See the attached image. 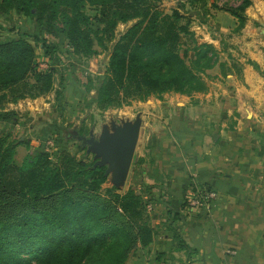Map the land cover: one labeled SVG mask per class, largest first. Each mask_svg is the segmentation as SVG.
<instances>
[{"label":"trees","instance_id":"obj_1","mask_svg":"<svg viewBox=\"0 0 264 264\" xmlns=\"http://www.w3.org/2000/svg\"><path fill=\"white\" fill-rule=\"evenodd\" d=\"M157 1L0 0V13L15 9L32 17L45 32L61 36L76 57L88 58L94 44L107 49L112 42L105 72L94 87L95 105L106 111L151 95L160 98L167 92L191 95L206 90L201 74L217 63L219 50L197 41L179 10L183 3L165 13ZM186 1L191 7L197 2ZM218 1L212 0V8L229 13L235 23L231 33H238L246 23L245 10L251 0H239L236 5H218ZM86 6L95 12L87 14ZM129 21L133 23L115 38L117 25ZM183 37L190 44L180 52ZM40 41L48 54V43ZM221 42L224 47L225 41ZM34 59L35 48L29 40L0 39V125L14 123L17 117L13 109H4L7 104L53 89V72L35 71ZM219 66L223 69L225 62ZM55 96L60 99L61 91L55 90ZM3 127L0 264H124L137 248L150 246L155 234L148 208L151 199L134 188L140 168L131 185L120 192L112 185L102 186L107 179L103 166L77 159L64 147L51 155L40 145L17 165L15 149L28 143L9 140ZM142 161L138 158L134 165L140 167Z\"/></svg>","mask_w":264,"mask_h":264},{"label":"crops","instance_id":"obj_2","mask_svg":"<svg viewBox=\"0 0 264 264\" xmlns=\"http://www.w3.org/2000/svg\"><path fill=\"white\" fill-rule=\"evenodd\" d=\"M211 2L201 3L203 41L224 51L211 28L228 31L241 56L201 74L205 91L142 116L150 154L139 183L149 188L155 234L124 264H264V34H254L258 23L264 32V1L251 0L236 34L233 17ZM208 189L218 194L209 210L188 208L191 194Z\"/></svg>","mask_w":264,"mask_h":264},{"label":"rangeland","instance_id":"obj_3","mask_svg":"<svg viewBox=\"0 0 264 264\" xmlns=\"http://www.w3.org/2000/svg\"><path fill=\"white\" fill-rule=\"evenodd\" d=\"M177 1L179 0H158L157 5L161 11L169 13L177 7ZM238 1L219 0V3L226 2L236 5ZM179 3H183L184 5L179 10L184 15V19L189 21V29L193 31L194 37L199 43L205 42L203 41L204 35H207L209 30L207 24L203 22L204 10L201 9L202 0L199 1V4H196V2L194 7L189 6L186 0H181ZM85 12L92 15L95 10L86 6ZM260 20L264 23V17ZM132 23L133 21L118 24L115 29V38ZM260 28L261 25L259 23L255 25L254 34L257 38H261L264 34V32H259ZM211 32L215 36L221 37L226 43L224 45L225 50L218 53L217 63L211 67H214L211 70L213 72L218 71L219 66L217 64L219 59H221L220 61L224 60L226 56L228 57V54L234 58H239L241 51L237 47L236 49L231 47L229 44L228 31H214L211 28ZM19 37L29 40L34 45V70H51L53 72L54 84L50 92L34 99L25 98L19 100L15 105L9 103L4 108L5 110L13 109L17 113L14 123L8 121L6 124L2 123L0 125L1 127L4 126L3 129L8 134V139L28 143V145L21 143L15 149L13 161L17 165L23 163L28 151L40 145H43L45 150L49 151L51 155H54L56 151L64 147L68 151L75 153L77 159L85 161L93 160L90 153L86 154L85 150L80 148L79 141L74 132L75 130L78 131L77 128L86 131L88 128L93 127L95 134H97L100 125L102 123H109L111 119L116 122H119L121 119H133L137 112H141V117L144 116L145 119H148L154 117L149 113L156 114L160 112L159 109L166 105H169L171 108L175 106L174 103L176 101H178L179 105L183 101L184 97L182 94L167 92L160 98L151 95L144 101L132 100L129 104L122 105L119 108L101 111L95 105L94 87L96 86L98 77L105 72L112 42L108 45L107 49H101L94 44L93 53L88 58L76 57L70 52V48L61 36L45 32V28L36 25L32 17L17 12L15 9L9 10L7 14L0 13V39H15ZM41 39H44L49 45L48 54L44 53ZM182 43L180 52L190 44V41L187 37H183ZM89 87L93 89L87 91ZM55 90L61 91L62 96L60 99H56ZM165 112L167 114L171 113L170 110ZM145 135L146 131L141 130L133 155V158H136V160L142 158L143 161L140 167L135 166L131 162L126 182L122 188L118 189L120 192H124L131 185L135 176L138 175V169L144 167L143 164L149 157L150 152L146 150L149 147H146ZM56 142L57 145L55 146ZM53 159L55 158L53 157ZM110 185L107 178L102 186L108 187ZM134 188L143 191V194L148 196L149 188L147 186L135 183Z\"/></svg>","mask_w":264,"mask_h":264},{"label":"water","instance_id":"obj_4","mask_svg":"<svg viewBox=\"0 0 264 264\" xmlns=\"http://www.w3.org/2000/svg\"><path fill=\"white\" fill-rule=\"evenodd\" d=\"M262 28L264 31V23ZM142 122L141 112H137L133 119H121L119 122L111 119L109 123H102L96 136L93 127L88 136H77L82 146L87 144L85 152L92 154L93 166L105 167L104 176L117 189L124 186L131 162H136L133 155ZM74 132L78 133L77 130Z\"/></svg>","mask_w":264,"mask_h":264},{"label":"built area","instance_id":"obj_5","mask_svg":"<svg viewBox=\"0 0 264 264\" xmlns=\"http://www.w3.org/2000/svg\"><path fill=\"white\" fill-rule=\"evenodd\" d=\"M217 198L218 194L215 190H200L191 194V196L187 198L186 204L191 210H209Z\"/></svg>","mask_w":264,"mask_h":264},{"label":"flooded vegetation","instance_id":"obj_6","mask_svg":"<svg viewBox=\"0 0 264 264\" xmlns=\"http://www.w3.org/2000/svg\"><path fill=\"white\" fill-rule=\"evenodd\" d=\"M92 128V127H91ZM91 128H88L86 131H82V130H80V128H77L78 129V133H76V137L77 136H79L80 134H83V135H86V136H88V132H89V130L91 129ZM99 131H100V128H99ZM98 131V132H99ZM95 133V132H94ZM97 134H95V136H96ZM79 141V146H80V148H82L83 150H86V146H87V144L85 143L84 144V146H82V141L81 140H78ZM92 155V154H91ZM105 168V167H104Z\"/></svg>","mask_w":264,"mask_h":264}]
</instances>
